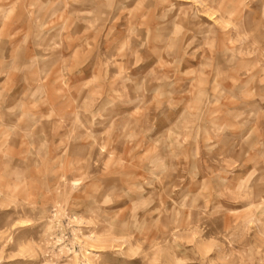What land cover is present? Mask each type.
I'll use <instances>...</instances> for the list:
<instances>
[{
  "label": "rangeland",
  "instance_id": "rangeland-1",
  "mask_svg": "<svg viewBox=\"0 0 264 264\" xmlns=\"http://www.w3.org/2000/svg\"><path fill=\"white\" fill-rule=\"evenodd\" d=\"M0 264H264V0H0Z\"/></svg>",
  "mask_w": 264,
  "mask_h": 264
}]
</instances>
